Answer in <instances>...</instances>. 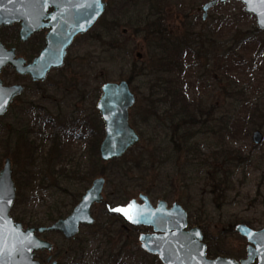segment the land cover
Segmentation results:
<instances>
[{
	"label": "rangeland",
	"instance_id": "1",
	"mask_svg": "<svg viewBox=\"0 0 264 264\" xmlns=\"http://www.w3.org/2000/svg\"><path fill=\"white\" fill-rule=\"evenodd\" d=\"M107 1L108 8L97 24L87 34L79 36L69 49L67 66L70 67L64 74L70 80L95 83L96 88L97 86L100 88L97 95L100 97L104 82L128 80L131 73H134L131 89L136 95L137 103L130 110V121L142 135L140 145L133 153L121 157L122 159L115 158V162L101 161L100 164V167L109 165L108 163L118 167L127 162L129 169H132L128 174L129 180L124 175L129 181L127 182L130 186V198L128 197L129 199L127 198L119 209L131 199H138L140 194H146L147 188L151 191V195H148L154 204L160 199L167 200L170 206L174 202L181 203L189 212L190 227L205 229L208 244L220 250L218 256L236 259L244 257L248 242L236 231V226L247 225L248 222L254 229L264 228V142L255 145L252 140V134L256 129L264 134V118L252 121L257 122L253 125L249 123L251 121L248 115L253 108L264 111V32L262 31L260 35L253 34L254 27H257L256 18L253 15H242L241 11L250 14L245 12L242 2L234 0L212 8L206 21H203V12L199 8L208 0ZM149 13L153 14L155 19L161 14L160 17L166 26L164 28L169 30L165 35L166 39L180 38L188 32L196 38L197 45L205 47L199 54L182 55L183 71L178 70L176 74L180 77L179 81L190 103L193 104L192 107L200 106V111L196 113L200 114L198 120L192 121L194 128L190 130L191 136H194L193 142L198 144V147L190 153L183 148L181 141L177 140L178 125L177 122L169 120L170 114H165L167 110L165 101L159 102L160 111L154 119L152 118L153 120H150L152 125L146 124L151 100H163L159 98L164 92L163 87L153 91L150 89L151 80L155 81L157 76H161V72L150 76L152 54L150 56L148 42L140 32L138 35L134 33L136 22ZM122 21L126 26H122L120 32L124 33L123 38L129 46V55L124 58L118 55L114 58L113 52H110L107 56L108 49L103 45L107 43L111 45L112 37L107 35L113 32L112 23ZM127 21L129 23L126 24ZM18 25L0 28V39L4 37L9 48L17 46L12 36L15 29L20 28ZM39 34H35L27 43L20 42L18 37L19 42L16 41L20 44L16 48L18 56L28 61L33 59L28 58V54L35 57L38 47L39 49L42 47L40 37L37 36ZM247 38L251 39V42L243 41ZM192 45L194 43L191 47ZM168 49L170 56L177 54L170 50V46ZM164 55H166L164 49L160 46L154 51V61ZM134 64L138 65L137 67L142 65L146 67L138 74L137 71H133ZM59 76L58 71L50 73V83L57 85ZM167 76L166 74L165 77ZM0 78L5 85L13 86L20 83L27 87L20 98H15L8 112L0 117V171L4 168L5 161L10 158L17 188V198L11 215L14 218L21 215L26 223L41 222L45 220L51 206H62L64 195H69L78 186L81 188L83 182L90 187L95 180L86 181L73 174L66 177L75 171L81 174L89 167L90 148L84 139L76 136L65 137L60 130L57 132L59 134H54L58 129L54 128L55 122H60L62 118L57 114L52 102L58 101L62 104L64 100L65 104L62 106L65 110L61 116L65 119L75 116L72 114L75 110L74 100L71 99L74 96H67L66 93L69 86L62 84L59 89L46 84L36 86L29 78L17 75L11 67L5 68ZM68 89L74 90L75 96L83 90L79 83ZM89 90L90 88L87 91ZM99 97L95 99L96 105ZM32 107H35L36 111H33ZM78 107L89 109L87 113H79L78 117L93 113L92 103L83 106L80 104ZM46 116H51L54 123H45ZM97 121L96 116V123ZM259 123H262V128L254 127ZM18 132H23L28 140H33L38 145L39 150L36 154L38 160L35 166L27 163L29 154L21 144L18 145ZM8 134L10 146L5 142ZM151 136L152 140L157 136V145H163L160 150L166 149V152L172 155L169 162L161 164L163 168L158 167L160 171L154 170L155 172L146 174L143 170L133 169L134 162L133 164L130 162L140 160L137 154L142 151L141 148L150 150L153 148L149 138ZM228 150L237 152L242 158L230 157L231 153H226ZM216 155L219 158L217 160ZM31 166L33 167L30 168ZM214 167H221L223 174L226 175L223 177L225 184L231 185V189L224 190L222 194L213 192L216 175ZM61 170L64 172L60 173ZM99 177L102 176L96 178ZM115 190L116 185L107 181L104 202L92 209L98 231L103 228L101 225L104 222L106 228L104 239L101 238L103 232H97L96 239H91L89 237L91 229L86 227L81 228L80 238L72 243L65 242L63 236L57 233L47 235L45 238L60 246L63 251L69 249L72 252L75 248H87L85 256L78 260L80 264H103V255H108L105 251L113 249L115 258L118 254L122 258L120 264L123 262L159 264L152 255L141 248L138 237L141 233H146L143 229L126 230L121 242L108 241V226L105 223H111L113 219L104 211L111 210L113 205L105 202L107 197L111 198L110 200L115 199ZM20 194L22 198L18 199L21 197ZM117 225L120 228V224ZM205 243L207 244L206 241ZM71 259L62 258V262L71 264Z\"/></svg>",
	"mask_w": 264,
	"mask_h": 264
},
{
	"label": "water",
	"instance_id": "2",
	"mask_svg": "<svg viewBox=\"0 0 264 264\" xmlns=\"http://www.w3.org/2000/svg\"><path fill=\"white\" fill-rule=\"evenodd\" d=\"M229 1L232 0H208L199 8L203 12V21L207 20L212 8ZM234 1L244 4L245 12L255 16L257 27L264 32V0ZM107 6V0H0V28L20 23L22 43L28 42L43 29H50L46 35V46L29 63L18 56L16 48H8L0 39V74L11 67L18 75L29 76L34 82L45 81L50 71L64 66L68 49L75 38L89 32ZM50 8L54 10L48 13ZM23 91L22 85L8 86L0 78V117L8 112L13 100ZM136 101V95L126 80L107 82L102 86L97 110L105 125L100 145L104 162L123 157L140 143V135L130 123V110ZM252 140L255 145H261L264 142L263 132L255 130ZM104 186V178L95 179L72 213L51 226L24 228L11 215L17 188L12 161L8 158L0 171V264H43L35 260L36 254L51 252L53 244L38 235L59 231L71 239L79 233L81 225L94 224L91 210L104 201ZM131 204L135 208L129 209L128 215L120 214L132 226L153 229L154 233L141 235V248L158 256L162 264H253L256 259L258 264H264V228L254 230L246 224L236 226V231L250 244L246 258L240 261L223 256L210 258L202 229L189 228L188 212L181 203L174 202L169 207L166 200L160 199L154 205L147 194H140L138 199L130 200L122 209H128ZM137 213L139 222H134Z\"/></svg>",
	"mask_w": 264,
	"mask_h": 264
},
{
	"label": "trees",
	"instance_id": "3",
	"mask_svg": "<svg viewBox=\"0 0 264 264\" xmlns=\"http://www.w3.org/2000/svg\"><path fill=\"white\" fill-rule=\"evenodd\" d=\"M242 15L245 16H251V15H247L244 12L241 11ZM161 14H159L157 17H159L158 19L154 18L153 14H147L145 18H143L142 20H138L134 26V33L136 35L139 34V32L141 33V35L144 37L145 41L148 42V47H149V53L151 56V64L149 66L150 71V76H154V74L156 75L158 72H161V76H157L158 78L152 81V84L150 85V89H160L161 87L164 88V92H163V96H161V98L159 99H163V100H158V101H152L151 100V105H149V110L147 111V122L146 124L148 125H152L150 120H153L154 117L157 115L159 110V102L160 101H165L166 105H167V110L165 112V114H170V121H175L177 122L176 125H178V136L179 138L177 140H180L181 144L184 145V149H187L188 153H190L191 151H194L197 149L198 144L196 145L195 142H193V138L194 136H191L190 130H193V126L194 124H191L192 121H196L198 120V116L200 114H196L197 111H200V106L195 107L190 103L186 93L183 90L182 84L179 81L180 77H177V73L178 70H180L181 72L183 71V56L184 54H190V55H195V54H199L201 50H204L205 47L202 46L200 47V45L196 44V38H194L191 33L189 35L188 32H185L182 37L178 38H172L170 40L166 39V34L169 31L168 29L164 28L166 26H164L163 24V19L162 17H160ZM129 23L128 21L126 22V24ZM234 24V22H233ZM112 27H113V32H109L107 36H111L112 37V42L111 45L110 44H105L103 45V47L107 48L108 50H106L107 52V56L108 53L113 52L114 58H116V56L120 55L123 58L127 55H129V46L126 43V40L123 38L124 33L120 32V29L122 26H126L123 21L122 22H117L116 24L113 22L112 23ZM263 32L258 28V27H254L253 29V34H262ZM40 38V42L42 43V47L39 49L38 47V51L36 52V55L39 54L40 50L43 48L44 46V39H43V35L39 34L37 35ZM2 41L5 43V38L1 37ZM12 39L14 40V42L16 43L15 46L20 45L18 42V30L15 29L14 31V36H12ZM18 41V42H16ZM245 43H248V41L251 42V39L247 38V40H244ZM128 42V41H127ZM191 47V44H193ZM16 46V48H17ZM112 46V49H111ZM162 46L164 49V52L166 55H164V57L162 58H158L154 61V51L158 50L159 47ZM170 46V50L174 51L175 55H171L169 54V49L168 47ZM187 49H185V47ZM198 47V48H196ZM125 49V52H123ZM197 49V50H196ZM185 51V52H184ZM35 55V56H36ZM28 58H34L32 57V55L28 54L27 55ZM178 61H182V62H178ZM68 64V62L66 63V65ZM138 65H133V71L134 72H138V74L140 72L144 71L145 66H140L137 67ZM163 66V67H162ZM161 68V69H160ZM161 70V71H160ZM59 73L64 74V71L61 70L59 71ZM149 74V73H148ZM168 75L167 77H165V75ZM176 76V77H175ZM133 78H134V73H131V76L128 78V83L130 84V86L133 83ZM107 82H104L103 84H105ZM85 90V89H83ZM100 92V88L99 86H97V88L94 91V99L98 98L99 96H97ZM95 102V100H94ZM158 108V109H157ZM252 110V111H251ZM248 113L249 115V120L251 122V124L254 125V123L256 124L257 122H252L256 119L259 118H264V111L263 110H259V109H251ZM96 115L98 117V121L95 124L96 126V130H95V135L93 136L92 139V143H91V161L89 164L88 168H85L83 170V173H79V172H73L70 173L68 176L66 177H71L72 174L75 176H78L79 179H85L86 181L91 180V179H96L97 176H102L104 177L106 180V182L108 181V183H113L116 185V190H115V199L114 200H110L108 197L106 199L105 203L108 204H112V208L110 209H106L104 212L108 213L110 215V218L113 219V222H115V220H120L121 222H124L123 219H121V215L118 211H114L115 209H118L121 205H123V203L125 201H127L130 197H129V184H128V174L129 171H131L132 169H129V166L127 165V162H124V165H127V167H125L124 165H120V166H116L112 163H108L109 165H105L100 167V164H102V160L100 157V145L102 142V139L104 137V127H103V123L100 119V115L98 112H96ZM59 117L62 118V120L60 119V122H55L54 128L57 127L58 129L56 131H54V134H59L57 133L59 130L62 131V134L65 137H70L73 138L74 136L76 137H81V135H83L85 132L87 133L88 131H86V127L84 125L85 123V119L86 118H75L72 116V118L70 119H65V117H62L59 114ZM153 118V119H152ZM54 119H52L51 116H46V119H44L45 123L47 122H53ZM54 123V122H53ZM258 126H254V127H261L262 128V123L257 124ZM154 128L155 131V125L152 126ZM193 127V128H192ZM189 128V129H188ZM1 129V128H0ZM185 130L184 132L181 131ZM182 133V134H180ZM17 142L18 145L22 147H24L23 149L29 154L27 156L28 159V164L30 165H34L36 161L38 160L36 154L38 153L39 147L38 145H36V142L33 140H28V138L26 136H24L25 134L23 132H18L17 133ZM55 135H53L54 137ZM142 136V135H141ZM150 141L152 143V149L150 150L149 148L147 149H142V151L140 153H138L137 155H139L138 158H140L139 161H131L130 163L133 164L135 167L133 169H139L140 171L143 170V172H145L146 174L153 172L154 170H159L160 171V167L163 168V166L161 164H166L167 162H169V158L172 155V153L168 154L166 152V149L164 150H160V148H163L162 144H158L157 145V136L152 140V136L149 137ZM5 142L7 144V146H10L11 142H10V138H9V134H8V138H5ZM176 140V141H177ZM41 139H40V143H41ZM156 144V146H155ZM140 145V143L136 146L138 147ZM40 146V145H39ZM135 147V148H136ZM132 148L131 150H129V152L127 153H133L134 149ZM41 149V148H40ZM226 153H231L230 157H237V158H242V155L237 154V152L228 150L226 151ZM195 154V153H193ZM219 154V153H217ZM6 155V153H5ZM126 155V154H125ZM124 155V156H125ZM4 156V154H3ZM123 156V157H124ZM194 156V155H192ZM198 156V155H196ZM195 156V157H196ZM122 157V158H123ZM121 158V159H122ZM214 159V158H213ZM219 159L218 156L216 155V160ZM118 160V159H117ZM215 160V159H214ZM115 162L116 159H113L110 162ZM40 166H42L40 164ZM33 166H31L30 168H32ZM159 167V168H158ZM216 167V166H215ZM214 167V168H215ZM29 168V169H30ZM219 168H215V179H214V185H213V192H219L220 194L224 193V190H230L231 189V185H226L225 184V180H223V177L225 174H223L222 169ZM42 170V168L40 169ZM112 170H114L112 172ZM29 171V170H27ZM44 170H42L43 172ZM54 171V170H53ZM117 171V172H115ZM64 172L63 170L60 171V173ZM155 172V171H154ZM220 172V173H219ZM27 173V172H26ZM37 173V172H36ZM120 173V174H119ZM30 175V173H28ZM54 175V172H53ZM124 175L127 176V179L124 178ZM46 176V175H45ZM226 176V175H225ZM88 178V179H87ZM78 179L79 184L80 181ZM128 181V182H127ZM29 183V182H28ZM84 182L81 185V188L78 186V188H76V190L71 191V193H69V195H64L63 197V204L62 206H51V208H49V211L47 212V216L45 218L44 221L41 222H37V223H33V222H28L26 223L25 218H23L20 214V216H16L15 220L16 221H20L24 224V226L26 227H41V226H49L51 224H53L54 222H56L58 219L60 218H64L66 217V215L69 214V212L71 211V207L76 206L82 196L84 195V193L87 191V189L89 188L87 185H83ZM23 186H19V188H21ZM68 189V188H67ZM85 191V192H84ZM145 192L146 194H150L151 191H148L147 188H145ZM151 195V194H150ZM18 197V199L22 198V195L20 194ZM112 196V194L110 195V197ZM129 197V198H128ZM128 198V199H127ZM19 205V204H18ZM64 205V206H63ZM19 213V212H18ZM105 224H109V222H106ZM247 225H249V223L247 222ZM103 226L102 229H100L98 232H103L104 236H105V227H104V222L101 225ZM250 227H252L251 225H249ZM109 231V230H108ZM204 233V240L207 242L208 245V255L210 257H217L220 253V250H217L216 248L214 249L212 245L208 244V236H207V232L205 231V229L203 230ZM49 235V234H46ZM110 236L109 232L107 237ZM109 241V240H108ZM112 243V242H111ZM56 251H57V255L59 260V264H63L61 256L62 255V251L63 249L60 248V246L56 245ZM115 250V249H113ZM112 250V251H113ZM70 251V250H69ZM78 251H82L84 254L87 251V248H75V250H73L72 252L70 251V255H73L74 253H77ZM112 251H105L108 255L104 256L102 258V263L103 264H120L121 263V259L119 254L118 257L115 258V253H113ZM112 252V253H111ZM158 262L159 264H162L160 262V260L158 259V257L153 256ZM83 258V257H82ZM78 260H80V258H76L73 257L71 259V264H78ZM122 264H125V262H123ZM147 264H151V263H147Z\"/></svg>",
	"mask_w": 264,
	"mask_h": 264
},
{
	"label": "flooded vegetation",
	"instance_id": "4",
	"mask_svg": "<svg viewBox=\"0 0 264 264\" xmlns=\"http://www.w3.org/2000/svg\"><path fill=\"white\" fill-rule=\"evenodd\" d=\"M108 5H109V2H108ZM107 8H108V6H107ZM54 10V8H50L49 9V11H48V13H51L52 11ZM46 22H48L49 20H45ZM17 24H19L18 26H20V23H17ZM97 24V23H96ZM95 24V25H96ZM15 25V24H14ZM94 25V26H95ZM19 29V30H18ZM17 30H18V37H19V41L21 42V40H20V36H19V31H20V29H21V26H20V28H18ZM93 29V28H92ZM50 31V29L49 28H47V29H43L41 32H39L40 34H42L43 35V39H44V46H43V48L46 46V35H47V33ZM38 33V34H39ZM87 34V33H86ZM85 35V34H84ZM79 36H82V35H79ZM79 36H77L76 38H75V40L79 37ZM75 40H74V42H75ZM73 42V43H74ZM27 43V42H26ZM73 45V44H72ZM71 45V46H72ZM71 46L69 47V49L71 48ZM69 49H68V54H67V57H66V59H65V63H64V66L62 67V68H60V69H54V70H52V71H50V73H52L53 71H61V70H63V71H67V70H69V67H70V65H66V63L68 62V55H69ZM17 50V49H16ZM34 59V58H33ZM32 59V60H33ZM28 61V60H27ZM29 62H31V61H28V63ZM67 66V68L65 69V67ZM16 73V72H15ZM50 73L48 74V76H47V78H46V80L45 81H43V82H34L29 76H22L23 78H29L30 80H32V82H34L35 84H36V86H40V85H48V86H50V87H55V89H59L60 88V86L63 84V85H67V86H69L68 88H71V87H73V85L74 84H76V83H79L80 84V86H82V88L83 89H85V90H82V92H79L76 96H75V92H74V90L72 91V90H70V89H66V93L68 94L67 96H74V97H72L71 99H72V101L74 100V105H75V110H73V112H72V114L73 115H75V116H73V117H75V118H78V114L79 113H87V111L89 110H85V109H83V107H78L80 104L83 106V105H85V104H90V103H92L93 104V113H89V115H85V116H80V118H86L85 119V123H84V125H85V127H86V131H88L87 133L85 132L83 135H81V137H78V138H81V139H84V140H86V143H87V146H89V148H90V158H91V154H92V152H91V143H92V139H93V136L95 135V130H96V126H95V124H96V112H98L97 111V105L94 103V91H95V89H96V84L95 83H86V81H81V82H78V81H74V80H70L68 77H66V75L65 74H61V73H59L60 74V76L58 77L59 79H58V81L56 82L57 83V85L54 83H50L51 82V80H49V76H50ZM18 75V74H17ZM16 84H20V83H16ZM15 84V85H16ZM34 84V85H35ZM20 85H22V84H20ZM78 85V84H77ZM23 87H24V91H23V93H25V91H26V89H27V87L26 86H24V85H22ZM88 88H90V90L89 91H87L88 90ZM23 93L21 94V95H19L18 96V98H20L22 95H23ZM17 99V98H16ZM15 100V99H14ZM14 100H13V102H14ZM51 101V100H50ZM49 101V102H50ZM63 101V105L65 104V101L64 100H62ZM92 101V102H91ZM12 102V103H13ZM57 105H56V104ZM62 104L60 103V102H56V101H54V102H52V105L57 109V114L59 115H61V114H63V110H65L64 109V106H62ZM94 105H96V106H94ZM58 106L60 107V108H58ZM32 109H33V111H36V108L35 107H32ZM99 113V112H98ZM100 115V114H99ZM100 119H101V115H100ZM101 121H102V119H101ZM102 123H103V121H102ZM130 123H131V121H130ZM132 125V124H131ZM103 127H104V135H105V125H104V123H103ZM141 136V135H140ZM103 140V139H102ZM101 157V156H100ZM102 160V159H101ZM113 160V159H112ZM112 160H110V161H112ZM110 161H108V162H110ZM104 178V177H103ZM105 179V178H104ZM93 182H94V180H93ZM93 182H92V184H93ZM92 184H91V186H92ZM105 184H106V179H105ZM90 186V187H91ZM89 187V188H90ZM88 188V189H89ZM104 188H105V186H104ZM87 189V190H88ZM103 195H104V191H103ZM149 197H150V195H148ZM138 198H139V196H138ZM151 198V197H150ZM152 200V199H151ZM167 201V200H166ZM168 202V201H167ZM169 204V203H168ZM97 205H99V204H97ZM94 206H96V205H94ZM94 206L92 207V209L94 208ZM170 206V205H169ZM75 208V206L71 209V211L69 212V214L68 215H70L71 213H72V211H73V209ZM91 213H92V216H93V212H92V210H91ZM105 213V212H104ZM68 215H66V217L68 216ZM94 217V216H93ZM65 218V217H64ZM95 218V217H94ZM121 219H123L124 220V222H121L120 220H115V222H111V223H109L108 224V232H109V234H110V236H108L107 237V239L110 241V242H121L122 241V238H123V236H124V233L126 232V230H132V231H136V230H138V229H143L146 233H141L140 235H139V241H140V237H141V235H143V234H152V233H154V231H153V229L151 228V227H145V226H132L131 224H129L123 217H120ZM60 219H62V218H60ZM60 219H58V220H60ZM57 220V221H58ZM55 223V222H54ZM53 223V224H54ZM117 224H120V228L118 227V225ZM24 225V224H23ZM52 225V224H51ZM51 225H49V226H51ZM49 226H46V227H49ZM24 227H26V226H24ZM84 228V227H86V228H90L91 229V232H90V234H89V237L91 238V239H96V237H97V232H98V230H97V228H96V218H95V223L94 224H92V225H81L80 226V231H79V233L75 236V237H73V238H71V239H68V238H66V236L63 234V233H60L59 231H47V232H45L44 234H42V235H38V236H40L41 238H44L45 240H47V241H49L48 239H46L45 237L47 236L46 234H52V233H57V234H61L63 237V240L65 241V242H68V243H72V242H74V241H76V240H78L79 238H80V234H81V228ZM82 228V229H83ZM252 229H254L253 227H252ZM263 229V228H262ZM254 230H261V229H254ZM130 237V236H129ZM101 238H105V236L102 234L101 235ZM126 238L127 239H125V242L127 243V240H128V236H126ZM244 238V237H243ZM246 239V238H245ZM247 240V239H246ZM49 242H51V241H49ZM248 242V241H247ZM52 243V242H51ZM53 244V251H51V252H39V253H37L36 254V259L37 260H39L41 263H43V264H53V262L55 261V262H57V264H59V258H58V255H57V251H56V245L54 244V243H52ZM250 246V244H249V242H248V244H247V247H246V250L244 251V253H243V256L244 257H238V258H240V259H237V260H241V259H244V258H246V256H247V250H248V247ZM63 253H62V255H60L61 256V259L62 258H73V257H76V258H82V257H84L85 256V254L82 252V251H78L77 253H74L73 255H70V251H69V249H65L64 251H62ZM86 253V252H85ZM49 258H51V260L50 261H48L49 260ZM78 264H80V263H78ZM253 264H258V260L256 259L255 261H254V263Z\"/></svg>",
	"mask_w": 264,
	"mask_h": 264
},
{
	"label": "snow or ice",
	"instance_id": "5",
	"mask_svg": "<svg viewBox=\"0 0 264 264\" xmlns=\"http://www.w3.org/2000/svg\"><path fill=\"white\" fill-rule=\"evenodd\" d=\"M135 208V205L134 204H131L128 206V209H115L114 211H118V212H123L125 215H128V212H129V209H134ZM129 218H132V217H129ZM139 213H137V219L134 220V222H139Z\"/></svg>",
	"mask_w": 264,
	"mask_h": 264
}]
</instances>
